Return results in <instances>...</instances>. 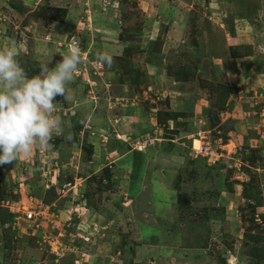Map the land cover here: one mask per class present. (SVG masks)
I'll return each mask as SVG.
<instances>
[{
    "label": "rangeland",
    "instance_id": "obj_1",
    "mask_svg": "<svg viewBox=\"0 0 264 264\" xmlns=\"http://www.w3.org/2000/svg\"><path fill=\"white\" fill-rule=\"evenodd\" d=\"M73 39L61 131L0 166V264H264V0H0L25 71Z\"/></svg>",
    "mask_w": 264,
    "mask_h": 264
},
{
    "label": "clouds",
    "instance_id": "obj_2",
    "mask_svg": "<svg viewBox=\"0 0 264 264\" xmlns=\"http://www.w3.org/2000/svg\"><path fill=\"white\" fill-rule=\"evenodd\" d=\"M80 53V42L70 40L67 53L54 68L42 65L41 74L29 76L16 59L15 44L0 49V166L28 156L34 145L48 146L61 131L54 101L57 96L71 99L66 85L81 63ZM96 58L109 67L113 63L107 53Z\"/></svg>",
    "mask_w": 264,
    "mask_h": 264
},
{
    "label": "trees",
    "instance_id": "obj_3",
    "mask_svg": "<svg viewBox=\"0 0 264 264\" xmlns=\"http://www.w3.org/2000/svg\"><path fill=\"white\" fill-rule=\"evenodd\" d=\"M12 5H13V8H15V9H20V7H19V5H17V4H14V3H12ZM121 38L122 39H126V40H128V39H130V36H122L121 35ZM128 49H130V48H127L125 51H124V53H126V54H128V52H129V50ZM120 59V58H119ZM119 65L120 66H122L123 67V74L124 73H127V71H128V68L130 67V65H129V61L127 62V61H124L123 60V57H121V59H120V62H119ZM196 67H197V61L195 62V61H193V63L189 60L188 62H186L185 64H183V66H182V68L180 67V68H178L177 69V78L178 79H180V80H184V81H192V80H194V78H195V76H196ZM26 73L29 75V76H32V75H37V74H41V66H39L36 70H34V69H32V71H26ZM182 74V75H181ZM181 76H183V79L182 78H180ZM221 87V86H220ZM216 88L218 89L219 88V86L218 85H216ZM222 89H224L225 90V88H222ZM214 92V91H213ZM212 93V92H211ZM223 94H220V98L222 99L223 97ZM179 115H182V113H179ZM51 143H52V141H51ZM4 191L3 190H1L0 189V193H3ZM262 254H263V251H262Z\"/></svg>",
    "mask_w": 264,
    "mask_h": 264
},
{
    "label": "built area",
    "instance_id": "obj_4",
    "mask_svg": "<svg viewBox=\"0 0 264 264\" xmlns=\"http://www.w3.org/2000/svg\"><path fill=\"white\" fill-rule=\"evenodd\" d=\"M200 142V141H199ZM202 143H205V144H209L207 142H202ZM193 149L196 151V153L198 155H201V156H210L212 154H210V147H208L207 145H204V146H200L201 148H198L196 147L195 145H193ZM210 154V155H209Z\"/></svg>",
    "mask_w": 264,
    "mask_h": 264
},
{
    "label": "crops",
    "instance_id": "obj_5",
    "mask_svg": "<svg viewBox=\"0 0 264 264\" xmlns=\"http://www.w3.org/2000/svg\"><path fill=\"white\" fill-rule=\"evenodd\" d=\"M234 45H235V44H234ZM234 45H233V46H234ZM89 109H90V108H88V110H89ZM111 109H113V108H111ZM140 123H141V122H140ZM138 125H139V124H138ZM133 126L136 127V124H134ZM139 128H140V127H139ZM143 129H145V128H143ZM114 140H116V141H123L122 138L119 139L118 137H117L116 139H114ZM174 163H175V162H174ZM173 165H175V164H173ZM168 173H170V172H168ZM170 174H171V173H170Z\"/></svg>",
    "mask_w": 264,
    "mask_h": 264
}]
</instances>
